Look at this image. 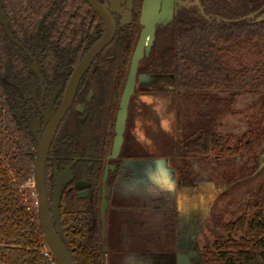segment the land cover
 I'll use <instances>...</instances> for the list:
<instances>
[{
  "label": "flooded vegetation",
  "instance_id": "obj_1",
  "mask_svg": "<svg viewBox=\"0 0 264 264\" xmlns=\"http://www.w3.org/2000/svg\"><path fill=\"white\" fill-rule=\"evenodd\" d=\"M146 1L61 0V63L52 65V69L58 70L59 79L51 83L45 80L39 64V35L41 34L40 30L45 18L41 19V23L38 26L33 51L29 50L21 40L16 38L9 19L4 12L3 0H0L1 10L8 21V27L13 33L14 41L7 34L1 19L0 23L8 39L22 49L24 55L31 60L30 71L37 78V82H32L33 85L28 95H25L23 91L21 92L23 94L19 109V117L26 123L27 129L35 143L34 159L37 143L31 132V125L36 127L39 124L38 132H44L47 126L45 117L49 107L50 111H57L61 108L70 78L78 64L88 51L104 37L107 27L103 15L114 23L115 31L112 40L99 52L80 79L73 103L61 119L51 143L45 168V183L50 211L52 212L53 209V190L57 173L61 174V180L66 182L63 187L59 208L61 223L63 202L68 203V200L74 196L79 201L88 200L91 202L96 196L100 206L101 245L106 264L105 235L103 234L102 222L103 193L107 202L105 214L114 206L113 204H115L117 198L126 199L129 197L130 204L123 201L125 203L124 206H116V209L125 211L129 205L128 210L137 217V220L131 221L129 225L128 221H125L126 230L123 235V243L127 247L126 251L129 254L132 253L131 255H135L138 260L137 264H145V262L147 264H177L179 253L187 256L190 264H198L200 251L205 246H201L199 236L202 233L207 215H201L196 203L199 204L200 198L205 197L208 209H212L214 203L219 200L217 196L220 195L221 190H217L215 187L212 188L214 199L210 200L209 190L194 183V161L201 160L196 159V157L211 158V154L215 153V159L203 161L207 165L212 163L221 164L225 160L222 161L220 158L226 153L241 152L242 155L248 151L251 152L253 143L256 140L264 139V126L261 122L262 132L258 135L256 129L258 119H253L247 125V129L239 136L217 133L210 129L208 121L203 116L200 115L195 121L196 113L200 112L201 109L195 110L192 108L190 113L196 115L193 117V121H188L183 125L182 130L178 128L177 114L170 121L171 123L168 122V128H164L160 122L161 118L156 114V108L148 105L150 104L148 99L151 98L156 101L170 96L171 98L196 97L198 100L223 99V101H233L251 96L262 103H264V100L253 94L232 97L224 92L202 96L162 91L172 88V77L147 71L145 62L154 53L156 47L157 50L164 49L167 38L170 35L177 32L176 35L181 33V36H186L187 33L182 31L188 28L196 29L201 27L204 32L200 34L201 36H208L210 32L212 33L211 30H217V32L213 31L212 34L223 39L224 36L236 37L238 35L236 31L241 29L242 26L253 28L257 24L264 23V0H154V5L157 6L156 15L153 17L157 21L155 24V38L152 44L154 48L151 46L148 54L145 51L144 57L139 62L134 91L127 108L122 143L118 154L113 156L117 117L131 64L119 97L117 111L112 115L114 104L110 103V94L113 92V87L120 85L118 82L120 81V70L118 67H115V70H111L108 66L104 67L103 64L96 65L95 63L107 49L115 46L116 41L119 39L129 41L136 38L137 44L138 37L144 28L141 20ZM225 25L226 28L224 27ZM219 29H230V31L219 32ZM233 29L234 33L231 31ZM65 51L72 53V59L70 57L68 60L64 59ZM254 59V52L241 53L235 50L232 52L230 65L233 70L243 66L250 67ZM34 62H36L43 77V83H41L38 75L32 69ZM103 67L105 70L110 71L112 75H109L110 78L100 79L96 74V70ZM139 75H148L149 77L139 81ZM136 97H141L144 105V115L142 113L134 115V117L137 116L140 123L138 127L134 126L132 128L129 124V117H132V104ZM114 99H111V101H115ZM173 107H176L175 104ZM67 117L71 119L69 121L71 130L74 129V124H76L78 119L81 122L89 121L88 130L93 142L82 145L79 142L81 138H78L75 143V151H84L90 145L93 150L107 149L108 141H110L109 132L111 131L113 132V137L109 152H105L104 155L95 152L96 156H90L91 154L85 156L72 155L71 157L68 154L65 155V134L69 131L64 125ZM200 131L205 133L203 134L204 137H206L207 132L212 135H209L210 142L212 141L211 146L219 143L218 146L210 148L209 154H201L194 157L188 156L180 161L175 160V162L171 157H167V152L172 150L178 141L189 143L194 137L200 135ZM96 137L100 139L95 140ZM145 139H149L151 143L145 144L143 142ZM262 152H264V149ZM256 161L253 167V174L261 171L264 167V153L259 155ZM183 164L188 167V180L186 182L183 181L177 169V165L183 166ZM100 171L101 174H99ZM105 175L106 180L104 181ZM33 196H36L35 191ZM251 207H253V202ZM78 219L79 222H82L83 217L79 214ZM128 226H130L131 230L128 229ZM65 238L64 231V241ZM193 253H197V255L193 256Z\"/></svg>",
  "mask_w": 264,
  "mask_h": 264
},
{
  "label": "trees",
  "instance_id": "obj_2",
  "mask_svg": "<svg viewBox=\"0 0 264 264\" xmlns=\"http://www.w3.org/2000/svg\"><path fill=\"white\" fill-rule=\"evenodd\" d=\"M3 1L4 12L16 38L29 50L33 51L38 26L45 18L39 35V64L45 80L48 83L56 82L59 79L58 70L52 69V65L61 63V0ZM218 31L229 32L230 29ZM231 31L235 32L234 29ZM182 32L187 35H176L177 32L170 35L164 49L157 50L156 47L145 62L147 71L172 77V88L162 91L202 96L224 92L232 97L253 94L264 100V23L253 28L242 26L236 31V37L224 36L223 39L211 32L208 36H201L204 33L201 27ZM135 44L136 38L129 41L119 39L95 63L108 66L111 70H115V67L120 70V85L113 87L110 94V103L114 104L112 115L117 111ZM235 50L254 52L253 64L233 70L230 58ZM65 52L64 59H72V53ZM30 65L31 60L8 39L0 23V264H56L47 250L35 199L27 187L33 176L35 143L26 123L19 117V109L22 94L28 95L32 82H37ZM104 67L96 70L100 79L112 76ZM70 120L67 117L64 124L69 130L65 134V155L96 156L95 152L101 155L109 152L113 137L111 131L107 149L93 150L90 145L84 151H75L78 138H81L79 142L82 145L91 144L93 139L88 130L89 121L81 122L78 119L71 130ZM261 122L258 119V135L262 132ZM201 132L189 143L178 141L167 152V157L175 162L188 156L209 154L210 148L219 143L211 146L212 135L207 132L204 137L205 133ZM177 169L186 182L187 165H177ZM263 171L264 167L256 174L260 175ZM79 214L83 217L82 222H79ZM61 217L65 243L74 264H105L100 206L96 196L91 202L79 201L75 196L68 203L63 202ZM219 217L214 222L215 229L221 231L215 232L212 243L201 249L198 264H264V183L254 194L253 207L235 219L223 221Z\"/></svg>",
  "mask_w": 264,
  "mask_h": 264
},
{
  "label": "rangeland",
  "instance_id": "obj_3",
  "mask_svg": "<svg viewBox=\"0 0 264 264\" xmlns=\"http://www.w3.org/2000/svg\"><path fill=\"white\" fill-rule=\"evenodd\" d=\"M204 100H198L196 97L171 98L170 96H166L156 101L150 98L148 99L150 101L148 105L156 108V114L161 118L160 122L164 128H168L169 123H171L170 121L173 120L176 114L180 130H182L186 122L193 121L192 119L196 114L195 121L201 115L208 121L210 129L222 134L239 136L247 129V125L253 119H261L264 126V104L254 97L247 96L233 101H223V99ZM174 104L176 107H173ZM132 105L133 114L132 117H129V124L133 128L134 126L138 127L140 123L137 116L134 117V115L136 113L144 115V105L141 97H136ZM192 108L195 110L201 109L198 113H202L191 114ZM140 119L142 120V118ZM143 142L145 144L151 143L149 139H145ZM252 149L251 152L248 151L242 155L241 152L226 153L220 158L222 161L225 160L221 164L212 163L207 165L203 161L215 159V153H212L211 158L209 157L208 159L196 157V159L201 160L194 161V183L197 186H204L206 190H209L210 200L214 199L212 188L215 187V189L221 190L220 195L217 196L219 200L214 203L212 209H208L205 197L200 198L199 204L196 203L201 215H207L202 233L199 236L201 246L212 243L216 237L215 232L221 231L220 229H215L216 221L214 222V220L220 216L223 221H228L241 215L247 207L251 206L254 200V192L264 182V172L258 176H254L253 174V167L257 162L256 159L264 153L262 152L264 149V139L260 141L256 140L253 143ZM33 180L32 178L27 186L31 187V197L36 199V196H33ZM128 198H117L115 204H113L114 206L104 216L103 234L105 235L106 264H137L138 262L135 255H131L132 253L129 254L126 251L127 247L123 243V235L126 230L125 221L127 220L129 225L131 221L137 220L135 214L128 210V204L131 202ZM123 201L128 203L126 204L128 208L125 211H118L116 206H124L125 203ZM128 229L131 230L130 226H128ZM145 264L147 263L145 262Z\"/></svg>",
  "mask_w": 264,
  "mask_h": 264
},
{
  "label": "water",
  "instance_id": "obj_4",
  "mask_svg": "<svg viewBox=\"0 0 264 264\" xmlns=\"http://www.w3.org/2000/svg\"><path fill=\"white\" fill-rule=\"evenodd\" d=\"M154 4H155L154 0H147L144 5V14L141 20V23L143 24L144 28L142 29L138 37L137 44L135 46V50L131 61L130 72L120 102V110L116 123V137L113 147V156H116L118 154L122 143L123 132L127 118V108L130 97L134 91L139 62L144 57L145 51L148 54L155 38V24L157 21L154 20L153 17L156 15L157 6H155ZM103 17L105 19V24L107 27L106 33L104 37L101 40H99L88 51V53L83 57V59L78 64L77 68L75 69L74 73L70 78L66 90L64 102L61 108L58 109L57 111H50V107H49L48 111L46 112L45 123L47 124V126L45 127L44 132H38L39 124L36 127L34 125H31V132L37 143V149L35 152V159L33 165V179H34L33 189L36 194L35 204H36L39 223L41 226V230L47 250L56 264H74V262L71 258L70 252L64 241V230L61 223L60 212H59L61 195H62L63 187L65 186L66 182L64 180H61L62 179L61 174L57 173L56 182L53 190V209L51 212L49 207L46 183H45L46 161L51 147V143L56 134L61 119L64 117V115L67 113V111L69 110V108L73 103L75 92L80 79L87 71V69L90 67L95 57L107 44H109V42L112 40L114 36V31H115L114 23L104 15ZM0 19L6 28L7 34L14 41L13 33L8 27V21L1 10V4H0ZM32 69L38 75L41 83H43V77L39 72L36 62H34V66ZM145 77H149V76L139 75L138 79L139 81H141ZM105 180H106V175L104 181ZM106 208H107V202L104 199V193H103V201H102L103 229H104V216L106 213ZM192 255L196 256L197 253H193ZM177 264H190L189 258L179 253Z\"/></svg>",
  "mask_w": 264,
  "mask_h": 264
},
{
  "label": "built area",
  "instance_id": "obj_5",
  "mask_svg": "<svg viewBox=\"0 0 264 264\" xmlns=\"http://www.w3.org/2000/svg\"><path fill=\"white\" fill-rule=\"evenodd\" d=\"M45 254H46V255H48V253H47V252H46Z\"/></svg>",
  "mask_w": 264,
  "mask_h": 264
}]
</instances>
